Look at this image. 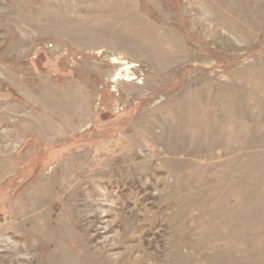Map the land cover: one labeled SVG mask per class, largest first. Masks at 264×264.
I'll list each match as a JSON object with an SVG mask.
<instances>
[{
	"label": "rangeland",
	"instance_id": "374dc122",
	"mask_svg": "<svg viewBox=\"0 0 264 264\" xmlns=\"http://www.w3.org/2000/svg\"><path fill=\"white\" fill-rule=\"evenodd\" d=\"M0 264H264V0H0Z\"/></svg>",
	"mask_w": 264,
	"mask_h": 264
}]
</instances>
